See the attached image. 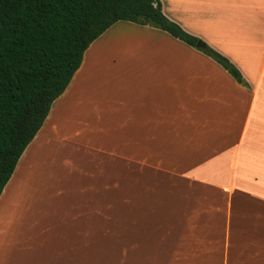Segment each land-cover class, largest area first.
I'll list each match as a JSON object with an SVG mask.
<instances>
[{"label":"crops","instance_id":"1","mask_svg":"<svg viewBox=\"0 0 264 264\" xmlns=\"http://www.w3.org/2000/svg\"><path fill=\"white\" fill-rule=\"evenodd\" d=\"M161 2L250 86L113 24L0 196V264H264V0Z\"/></svg>","mask_w":264,"mask_h":264},{"label":"trees","instance_id":"2","mask_svg":"<svg viewBox=\"0 0 264 264\" xmlns=\"http://www.w3.org/2000/svg\"><path fill=\"white\" fill-rule=\"evenodd\" d=\"M162 29L250 86L224 54L187 32L161 0H0V196L89 46L118 21Z\"/></svg>","mask_w":264,"mask_h":264},{"label":"water","instance_id":"3","mask_svg":"<svg viewBox=\"0 0 264 264\" xmlns=\"http://www.w3.org/2000/svg\"><path fill=\"white\" fill-rule=\"evenodd\" d=\"M197 46L200 47V48H205L206 47V45H205V43L203 41H199L197 43Z\"/></svg>","mask_w":264,"mask_h":264},{"label":"rangeland","instance_id":"4","mask_svg":"<svg viewBox=\"0 0 264 264\" xmlns=\"http://www.w3.org/2000/svg\"><path fill=\"white\" fill-rule=\"evenodd\" d=\"M134 187H137V186H134Z\"/></svg>","mask_w":264,"mask_h":264}]
</instances>
